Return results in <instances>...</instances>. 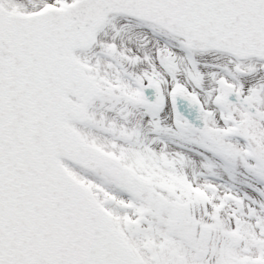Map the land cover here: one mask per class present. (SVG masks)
Wrapping results in <instances>:
<instances>
[{
  "label": "snow or ice",
  "instance_id": "obj_1",
  "mask_svg": "<svg viewBox=\"0 0 264 264\" xmlns=\"http://www.w3.org/2000/svg\"><path fill=\"white\" fill-rule=\"evenodd\" d=\"M0 264H264V0H0Z\"/></svg>",
  "mask_w": 264,
  "mask_h": 264
}]
</instances>
